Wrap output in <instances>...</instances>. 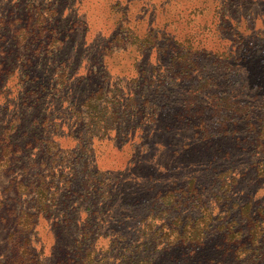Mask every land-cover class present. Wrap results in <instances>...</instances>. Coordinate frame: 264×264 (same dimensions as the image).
Here are the masks:
<instances>
[{
	"label": "rangeland",
	"instance_id": "1",
	"mask_svg": "<svg viewBox=\"0 0 264 264\" xmlns=\"http://www.w3.org/2000/svg\"><path fill=\"white\" fill-rule=\"evenodd\" d=\"M218 91L207 144L175 114ZM227 195L264 205V0H0V264H242Z\"/></svg>",
	"mask_w": 264,
	"mask_h": 264
},
{
	"label": "trees",
	"instance_id": "2",
	"mask_svg": "<svg viewBox=\"0 0 264 264\" xmlns=\"http://www.w3.org/2000/svg\"><path fill=\"white\" fill-rule=\"evenodd\" d=\"M113 42V41H111ZM198 53L199 51H195ZM194 52V53H195ZM192 51L190 52V55L194 54ZM227 57H230V52H226ZM225 57V58H227ZM193 63H196V60L192 58ZM229 66H231L230 63H228ZM228 68H231L229 67ZM196 67H194L195 69ZM232 70V68H231ZM185 72H190L189 69H186ZM197 99V98H196ZM186 103L184 107H189V109H179L175 116H178L179 119H186L187 121H192V119H197V126L201 129V132L199 135H201V139L205 141L207 144L212 142V138L220 133L221 129L224 127L225 120L221 119L223 116L225 118H228L227 115L230 113L231 115H234L236 113H242L241 108H239L237 105H233V103L230 102V99L226 97L225 93L222 91H218L213 96V107L214 110L212 113L209 111L208 113L205 111L206 107L203 106L202 103H195L196 100L189 97L185 99ZM190 107H193V110L190 109ZM192 111V112H191ZM224 118V119H225ZM222 120V121H221ZM152 121V119H151ZM190 184L187 187H182L181 189H169L167 191V196L170 195L172 192H182L181 196L186 197V195H197V204L196 207L200 206L201 204L204 205V201L202 199L200 190L198 189L197 185V179L193 178L189 181ZM229 184V183H228ZM230 191H233L230 189ZM109 196V195H108ZM231 197L227 195L226 197H221L220 202L217 203L222 204L223 206L229 207V212L233 213L232 211H236V218L238 219L236 222L239 224L242 221V217L247 219H252L253 222L256 223L257 228L260 229L258 233L255 231L252 233L250 230L248 231V243L244 246H246L243 250V262L242 264H264V215H260V213H264V205L261 207L260 210L255 208V202L252 200V197H247L244 201L241 202H235V203H227ZM173 202H168V205L173 204ZM167 205V203H166ZM216 205V204H215ZM203 210H207V214L209 216V222L207 224V221L203 220ZM254 212V216L252 215ZM256 213H258L256 215ZM148 216V215H147ZM178 218L180 219L178 222L179 227V236L182 238L186 233H189L190 236L188 238L191 239V243H195V245L203 243L206 239L208 240L210 237V234L215 228V231L221 230L223 227L219 224L217 226L215 224L216 220L214 218V213L209 209L208 207L202 208L198 215L192 217L191 215L187 216H181L179 215ZM192 224L189 226V222ZM167 225V224H166ZM169 226V225H167ZM189 226V227H187ZM229 228L228 233H238L241 228H243V223L235 228L234 231ZM170 229L167 228V232H169ZM209 263V262H208ZM211 264V263H210Z\"/></svg>",
	"mask_w": 264,
	"mask_h": 264
}]
</instances>
